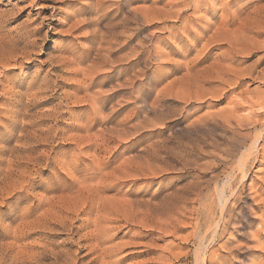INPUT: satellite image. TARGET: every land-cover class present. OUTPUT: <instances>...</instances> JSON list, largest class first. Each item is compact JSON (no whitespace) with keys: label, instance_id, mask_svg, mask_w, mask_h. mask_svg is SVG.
<instances>
[{"label":"rangeland","instance_id":"1","mask_svg":"<svg viewBox=\"0 0 264 264\" xmlns=\"http://www.w3.org/2000/svg\"><path fill=\"white\" fill-rule=\"evenodd\" d=\"M0 26L1 264L34 239L63 248L67 232L33 228L51 214L82 222L79 244L109 226L111 264H195L198 247L206 264H264V162L235 168L264 121V0H0Z\"/></svg>","mask_w":264,"mask_h":264},{"label":"bare ground","instance_id":"2","mask_svg":"<svg viewBox=\"0 0 264 264\" xmlns=\"http://www.w3.org/2000/svg\"><path fill=\"white\" fill-rule=\"evenodd\" d=\"M13 15V14H12ZM258 17V16H257ZM16 18V17H15ZM233 18V17H232ZM234 18H235V15H234ZM233 18V19H234ZM13 19V18H12ZM232 20V19H231ZM2 22V21H1ZM231 23V22H230ZM241 23V22H240ZM229 24V23H228ZM242 24H244V23H242ZM255 26H257V25H255ZM0 27H2V26H0ZM5 27V26H4ZM237 28H238V26H236ZM245 27V26H244ZM252 27V26H251ZM250 27V28H251ZM240 28V27H239ZM246 28V27H245ZM253 28V27H252ZM262 28V27H261ZM22 29V28H21ZM26 29V28H25ZM34 29H36V28H34ZM38 29V28H37ZM242 29H244V28H242ZM242 29H240V30H242ZM23 30V29H22ZM29 30V29H28ZM255 30V29H254ZM258 30H260L259 28H258ZM261 30H263V29H261ZM2 31V30H1ZM0 31V32H1ZM20 31V30H19ZM30 31V30H29ZM39 31V30H38ZM228 31V30H227ZM237 31V33H238V31L239 30H236ZM255 31H257V30H255ZM254 31V32H255ZM4 32V31H3ZM24 32V31H23ZM231 32V31H230ZM229 32V33H230ZM233 32H234V30H233ZM253 32V31H252ZM5 33V32H4ZM34 33V32H33ZM36 33V32H35ZM228 33V35L230 36L231 35V33L229 34ZM30 34H32V33H30ZM227 34V33H226ZM236 34V33H235ZM262 34V33H261ZM1 35V34H0ZM3 35V34H2ZM18 35V34H17ZM26 35H28V34H26ZM222 35V34H221ZM220 35V36H221ZM234 35V34H233ZM233 35H231V36H233ZM237 35V36H236ZM236 35H234L233 36V38L234 39H232V41H234V40H238L240 37H239V35L238 34H236ZM241 35V34H240ZM257 36V35H256ZM259 36V35H258ZM1 37V36H0ZM10 37H11V35H10ZM29 37V36H28ZM248 38L249 39V37L247 36V34H245V36H242V38ZM22 38V37H21ZM25 38V37H24ZM223 38V37H222ZM229 38V37H228ZM1 39H2V37H1ZM12 39V38H11ZM229 39H231V38H229ZM229 39H227V40H229ZM246 40V41H248L249 42V40ZM4 40V39H3ZM6 40V39H5ZM14 40H15V37H14ZM22 40V39H21ZM221 40V39H220ZM240 40V39H239ZM28 41V40H27ZM225 41H226V38H225ZM231 41V40H230ZM242 41H244V39H242ZM2 42V41H1ZM8 42V41H7ZM9 42H12V40L11 41H9ZM34 42V41H33ZM241 42V41H240ZM247 42V43H248ZM253 42V41H252ZM252 42L250 43V45L252 44ZM16 43V42H15ZM234 43V42H233ZM1 44H3V43H1ZM0 44V45H1ZM9 44V43H8ZM7 44V45H8ZM17 44V43H16ZM25 44V43H24ZM27 44V43H26ZM29 44V43H28ZM31 44V43H30ZM33 44V43H32ZM231 44H232V42H231ZM235 44H236V42H235ZM238 44V43H237ZM242 44V43H241ZM240 44V45H241ZM11 45V44H10ZM10 45H8L9 47H10ZM14 45V43L11 45V46H13ZM247 45H249V44H247ZM255 45H256V43H255ZM254 45V47H256ZM33 46V45H32ZM27 47H29L28 45H27ZM237 47H239V49H237V50H239L240 51V49H242V45H241V47L240 46H237ZM236 47V48H237ZM247 47V46H246ZM249 47V46H248ZM252 47H253V45H252ZM259 48H260V46H258ZM11 48V47H10ZM14 48H15V45H14ZM251 48V47H250ZM2 49H5V47L4 48H2ZM6 49H7V46H6ZM9 49V48H8ZM8 49L6 50V51H8ZM12 49V48H11ZM10 49V50H11ZM231 49V48H230ZM251 49H253V48H251ZM14 50V49H13ZM231 50H233V49H231ZM231 50H230V52H231ZM234 50H235V48H234ZM242 50H244V49H242ZM241 50V51H242ZM3 51H5V50H3ZM236 51V50H235ZM235 51H234V54H236L235 53ZM240 51V52H241ZM253 51V50H252ZM9 52V51H8ZM13 52V51H12ZM22 52V51H21ZM28 52V51H27ZM30 52V51H29ZM240 52H239V54H240ZM244 52H246V51H244ZM244 52H241V54L242 53H244ZM16 53V52H15ZM238 53V52H237ZM249 53V52H248ZM251 53V52H250ZM6 54V53H5ZM17 54V53H16ZM24 54V53H23ZM239 54H237V55H239ZM24 55H28V54H24ZM243 55V54H242ZM5 56V55H4ZM9 56V55H8ZM10 56H11V54H10ZM9 56V57H10ZM22 56V55H21ZM229 56H230V54H229ZM240 56V55H239ZM2 57V56H1ZM18 57H19V54H18ZM234 57V56H233ZM233 57H231L232 59H233ZM260 57V56H259ZM258 57V58H259ZM8 58V57H7ZM13 58V57H12ZM236 58V57H235ZM239 58V57H238ZM257 58V59H258ZM6 59V58H5ZM230 59V58H229ZM241 60H244V59H242V58H240ZM14 60V59H13ZM5 61V60H4ZM232 61H234V60H232ZM242 62V61H241ZM255 62H257V61H255ZM2 64V63H1ZM2 66H4V65H2ZM7 71V70H6ZM218 71V70H217ZM246 71V70H245ZM223 72V71H222ZM226 72H228V71H226ZM242 72V71H241ZM260 72V71H259ZM234 73V74H233ZM232 74L233 75H235L236 76V74H235V72H233ZM248 73V71H246V74ZM258 73V72H257ZM223 74H224V72H223ZM238 74V73H237ZM245 74V73H244ZM244 74H242V75H244ZM230 75V74H229ZM248 75V74H247ZM258 75H259V73H258ZM240 76V75H239ZM261 76V75H260ZM262 76H264V75H262ZM241 77V76H240ZM256 78V77H255ZM254 78V79H255ZM258 78V77H257ZM238 79V78H237ZM259 79H260V77H259ZM235 80V79H234ZM239 80V79H238ZM264 80V79H263ZM235 82H237L236 80H235ZM234 82V83H235ZM241 82V81H240ZM242 83V82H241ZM240 83V84H241ZM263 83V82H262ZM39 84V83H38ZM39 86V85H38ZM41 86V85H40ZM43 87V86H42ZM77 87H79V86H77ZM82 87V86H81ZM38 88V87H37ZM45 89V88H44ZM27 91V90H26ZM37 91V90H36ZM32 93V92H31ZM40 93V92H39ZM37 94V93H36ZM19 95V94H18ZM29 95V94H28ZM106 95V94H105ZM30 96V95H29ZM28 96V97H29ZM110 96V95H109ZM109 96H106V97H98L97 99H98V101H100V102H107L106 100H110L111 98L109 97ZM202 96H204V95H202ZM34 97H35V95H34ZM37 97V96H36ZM35 97V98H36ZM1 98V97H0ZM21 98V97H20ZM25 98H26V96H25ZM33 97H31V99H32ZM30 99V98H29ZM82 99V98H81ZM235 99V98H234ZM26 100H28V99H26ZM46 101V100H45ZM79 101V100H78ZM81 101V100H80ZM252 101V100H251ZM29 102V101H28ZM86 102V101H85ZM15 103V102H14ZM17 103V102H16ZM15 103V104H16ZM25 103V102H24ZM81 103V102H80ZM250 103V102H249ZM248 103V104H249ZM83 105V104H82ZM234 105H236V104H234ZM238 105V104H237ZM252 105L254 106V105H256V106H258V108L260 109V110H263L264 109V96H259L258 98H257V100L255 101V102H253L252 103ZM240 106V105H239ZM22 107V106H21ZM238 107V106H237ZM11 109V108H10ZM10 109H8V110H10ZM20 110V109H19ZM18 113H20V112H18ZM113 114V113H112ZM44 115V114H43ZM261 115V114H260ZM233 121V120H232ZM14 123V122H13ZM25 125V124H24ZM103 136V135H102ZM99 138H100V136H99ZM263 138H264V121L262 122V124L259 126V128H257V130H255V133H254V135H253V137H252V139H251V141H250V143L248 144V145H246L245 146V148L241 151V154L239 153V157L237 158V160H235L236 162H235V168L240 172V174H241V181L243 180V179H245L246 177H247V174H248V170H249V165H250V163L252 162V163H254L255 161H259L261 164H262V162H264V161H261V160H258V157L259 156H261V157H264V146H259V144H260V142L263 140ZM46 164V163H45ZM97 165V164H96ZM252 165V164H251ZM52 167H53V165H52ZM228 169V168H227ZM235 169V170H236ZM10 172H13V171H10ZM8 173V175H9V170H8V172L6 171V174ZM8 175H6V176H8ZM227 175V174H226ZM10 176L11 175H9V178H10ZM6 179H7V177H6ZM232 179V178H231ZM230 179V180H231ZM72 181V180H71ZM70 181V182H71ZM215 182V181H214ZM229 183H230V181H229V179H226L224 182H223V185L221 186V187H219V188H216V192L215 193H217V203H218V206H219V208L218 209H220V211H221V213H222V211H224L223 209L226 207V205L228 204V200H229V198L230 197H228L225 193H224V189L229 185ZM71 184H73V183H71ZM75 184V183H74ZM73 184V185H74ZM243 184V183H242ZM77 185V184H76ZM94 186V185H93ZM236 186V185H235ZM13 187V186H12ZM23 187V186H22ZM22 187H20V189L22 188ZM67 187V186H66ZM72 187H74V186H72ZM79 187V186H78ZM81 187H85V186H81ZM98 187V186H97ZM218 187V186H217ZM10 188V187H9ZM103 188V187H102ZM12 189V188H11ZM16 189V188H15ZM22 189H24V188H22ZM80 190H82V188H79ZM95 189V188H94ZM106 189H108V188H106ZM76 190V189H75ZM228 190H230V189H228ZM231 190H233V188L231 189ZM237 190V189H236ZM235 190V191H236ZM103 191V190H102ZM227 191V190H226ZM12 192V191H11ZM23 192H25V189H24V191ZM26 192H27V190H26ZM81 192V191H80ZM91 192V191H90ZM85 193V192H84ZM95 193V192H94ZM99 193V192H98ZM232 193V192H231ZM230 193V194H231ZM97 194V193H96ZM235 195V194H234ZM25 196H27V195H25ZM25 196H23V197H25ZM80 196V195H79ZM83 196V195H82ZM92 196V195H91ZM94 196V195H93ZM233 196V195H232ZM22 197V198H23ZM89 197V196H88ZM21 198V199H22ZM27 198V197H26ZM83 198H84V196H83ZM62 199V198H61ZM72 199V198H71ZM82 199V198H81ZM95 199V198H94ZM94 199H93V201H94ZM51 200V199H50ZM50 200H48V201H50ZM73 200V199H72ZM87 200V199H86ZM22 201V200H21ZM59 201H61V200H59ZM69 201V200H68ZM82 201H83V199H82ZM70 203H71V201H69ZM73 202V201H72ZM76 202V201H75ZM74 202V207L76 206V203ZM88 202H91V200L90 201H88ZM101 202V201H100ZM99 202V203H100ZM39 203H41V202H38V204ZM44 203V202H43ZM66 203V202H65ZM86 203V202H85ZM85 203H81V204H85ZM98 203V202H97ZM98 203V204H99ZM104 203H106V202H104ZM5 204V203H4ZM26 204V203H25ZM28 204V203H27ZM30 204V203H29ZM47 204H50V203H47ZM57 204V203H56ZM90 204V203H89ZM94 204V203H93ZM101 204V203H100ZM8 205V204H7ZM10 205V204H9ZM8 205V206H9ZM35 205V204H34ZM41 205V204H40ZM63 205H64V203H63ZM63 205H61L62 207H63ZM68 205V204H67ZM113 205V204H112ZM216 205V204H215ZM4 206V205H3ZM12 206V205H11ZM38 207H39V205H37ZM36 206V207H37ZM43 206H46L47 207V205L45 204H43ZM50 206H51V204H50ZM53 206V205H52ZM51 206V207H52ZM56 206V205H55ZM54 206V207H55ZM69 206V205H68ZM93 206V205H92ZM98 206V205H97ZM111 206V205H110ZM32 207V206H31ZM30 207V208H31ZM69 207H71V206H69ZM88 207H90V206H88ZM94 207H96V206H94ZM99 207H102V206H99ZM109 207V206H108ZM113 207H114V205H113ZM217 207V206H216ZM3 208V207H2ZM16 208V207H15ZM59 208H61L60 206H59ZM63 208H65V207H63ZM67 208V207H66ZM73 208V207H72ZM93 208V207H92ZM98 208V207H97ZM6 209V208H5ZM24 208H22V210H23ZM35 209V208H34ZM38 209V208H37ZM54 209V208H53ZM77 209V208H76ZM91 209V208H90ZM116 209V208H115ZM130 209H132V208H130ZM129 209V214H130V211H132V210H130ZM9 210V209H8ZM17 210V209H16ZM31 210V209H30ZM33 210V209H32ZM51 210V209H50ZM69 210H71V209H69ZM74 210H75V208H74ZM93 210V209H92ZM102 210V209H101ZM147 210V209H146ZM27 211V210H26ZM26 211H25V214H26ZM34 211H37V210H34ZM42 211H44V210H42ZM42 211H41V213L40 214H43L42 213ZM45 211H46V209H45ZM44 211V212H45ZM55 211H56V209H55ZM72 211V210H71ZM76 211V210H75ZM78 211H80V210H78ZM94 211H95V209H94ZM122 212H123V210H121ZM121 211H120V214H121ZM149 211V210H148ZM147 211V212H148ZM219 211V210H218ZM29 211H27V213H28ZM47 212V211H46ZM59 212V211H58ZM65 212H68L67 210L65 211ZM98 212V211H97ZM113 212V211H112ZM134 212V211H133ZM146 212V211H145ZM9 213V212H8ZM13 213V212H12ZM21 213H23V212H21ZM54 213V212H53ZM75 212H73L72 211V215L74 214ZM78 213V212H77ZM92 213V212H91ZM118 212H116V214H117ZM124 213V212H123ZM135 213H136V211H135ZM135 213H134V216H135ZM1 214V213H0ZM24 214V215H25ZM29 214V213H28ZM32 214V213H31ZM34 214H35V212H34ZM48 214V213H47ZM51 214V213H50ZM54 214H56V213H54ZM53 214V216H55ZM61 214V213H60ZM87 214H89V213H87ZM96 214V213H95ZM98 214V213H97ZM128 214V215H129ZM145 214V213H144ZM21 215H23V214H21ZM52 215V214H51ZM51 215H49V216H51ZM67 215V214H66ZM100 215V214H99ZM119 215V214H118ZM123 215V214H122ZM121 215V216H122ZM124 215H126L125 213H124ZM124 215H123V219L122 220H124ZM146 215V214H145ZM220 215V214H219ZM6 216V215H5ZM29 215H27V217H28ZM46 216V215H45ZM48 216V217H49ZM59 216V215H58ZM87 216V215H86ZM90 216V215H89ZM133 216V217H134ZM143 216V215H142ZM218 216V215H217ZM27 217H26V219H27ZM36 217V216H35ZM42 216L40 215V218H41ZM46 217L47 219L46 220H48V219H50V220H48V221H45V227H44V224H43V226H42V224H40L39 226L37 225V226H34L33 228H35V229H38L39 227L40 228H49L50 230L51 229H53V228H56V229H60L61 231H65V232H67L66 234L68 235V237L67 238H63V242H62V244L61 245H63V248H60L59 250H57V251H55V252H53V250L51 249V248H49L48 246H47V244H43V245H40L38 242H36V240H38V239H34V242L33 243H36L33 247L31 246L30 248H31V252L29 251V252H27V253H22V254H24L23 255V257L21 258V261L19 260V259H11L12 260V262H9V264L11 263V264H36V262L37 261H39V259H41V258H44V257H46V256H49V257H51V258H53L54 259V263L55 264H87V263H92V262H95V261H97L98 259L99 260H101L100 262H101V264H111L112 262H109V261H105L103 258H105V257H108L109 255H107L108 254V252H111V250H109V251H105V249L104 248H101V243L103 242V240H105L104 239V237H105V233H107L106 231L107 230H109L108 228H109V226L107 227V225H104V226H100V227H98V219L94 222V229L92 230V231H90L91 233V236L89 237V238H87V239H84V241H83V243L82 244H79V242L80 241H74V240H72V236H70V234H72L73 235V233H75L79 228L81 229V227H82V222L80 223V224H78V225H74V221H73V219H71V217L73 218V216H71L70 218H68V220L69 221H66V220H64L65 218L64 217H62V218H60V219H55L54 217ZM56 217V216H55ZM75 217V216H74ZM88 217V216H87ZM100 217H102V215H100ZM107 217V216H106ZM120 217V216H119ZM127 217V216H126ZM23 218H25V217H23ZM37 218V217H36ZM39 218V219H40ZM79 218V217H78ZM116 218V217H115ZM122 218V217H121ZM130 218V217H129ZM220 218H221V216H220ZM220 218H219V220H215L214 222H212L213 224H212V226H211V231H212V235H211V233H210V235L212 236V239H214L215 238V236H216V234H218L217 233V231H218V228H219V223H221L220 222ZM44 220H45V218H43ZM88 219V218H87ZM112 219V218H111ZM114 219V218H113ZM120 219V218H119ZM125 219H127V218H125ZM135 219H136V217H135ZM36 220V219H35ZM38 220V219H37ZM41 220H42V218H41ZM109 220V219H108ZM121 220V221H122ZM128 220V219H127ZM124 220L123 222L125 223V224H128V222L130 221L131 222V220ZM137 220V219H136ZM77 222L79 221L78 219L76 220ZM133 221V220H132ZM31 222H32V220H31ZM34 222V221H33ZM37 222V221H36ZM35 222V223H36ZM38 222L40 223V221L38 220ZM37 222V223H38ZM76 222V223H77ZM90 222V221H89ZM27 223V222H26ZM35 223H31V224H35ZM38 223V224H39ZM43 223H44V221H43ZM84 223H85V221H84ZM132 223V222H131ZM134 223V222H133ZM29 224V223H28ZM32 225V226H33ZM85 225H88V224H86L85 223ZM52 226V227H51ZM24 227H26L27 228V230L25 231V234L27 233V232H29V230H31L32 228L30 227V225H26L25 224V226ZM23 227V228H24ZM23 228H21V230L23 229ZM48 229V230H49ZM79 229V230H80ZM111 229V228H110ZM20 230V229H19ZM25 230V229H24ZM78 230V231H79ZM14 231V230H13ZM17 231V230H16ZM32 231V230H31ZM37 231V230H36ZM23 232V231H22ZM34 232V231H33ZM209 232H210V230H209ZM2 233V232H1ZM7 233V232H6ZM9 233H10V231H9ZM12 233V232H11ZM14 233V232H13ZM21 233V232H20ZM20 233L18 234V235H20ZM39 233H40V231H39ZM43 233V232H42ZM50 233H51V231H50ZM58 233V232H57ZM63 233V232H62ZM78 233V232H77ZM28 234V233H27ZM31 234H33V233H31ZM36 234V233H35ZM37 234H38V231H37ZM59 234V233H58ZM61 234V233H60ZM5 235V234H4ZM11 235V234H10ZM17 235V236H18ZM46 235V234H45ZM6 236V235H5ZM8 236V235H7ZM14 236H15V233H14ZM13 236V237H14ZM21 236H22V233H21ZM51 236V235H50ZM54 236H55V234H54ZM66 236V235H65ZM9 237V236H8ZM12 237V236H11ZM29 237V236H28ZM43 237V236H42ZM45 237V236H44ZM43 237V238H44ZM47 237V236H46ZM52 237V236H51ZM21 238V237H20ZM49 238V237H48ZM79 238V237H78ZM52 239V238H51ZM202 239V238H201ZM49 240V239H48ZM91 240H95L94 242V244L93 245H90L89 244V241H91ZM39 241H41V240H39ZM49 241H52V240H49ZM82 241V240H81ZM208 241V240H207ZM211 241V240H210ZM44 242H46V241H44ZM43 242V243H44ZM48 242V241H47ZM49 243H52V242H48V244ZM53 244V243H52ZM51 244V245H52ZM69 244V245H68ZM50 245V244H49ZM71 245H73V246H75L74 247V250L72 249V247L73 246H71ZM78 245V246H77ZM6 246H9V245H6ZM204 246V245H203ZM12 247H13V243H12ZM25 247V246H24ZM0 249H2V248H0ZM5 249H6V247H5ZM13 249V248H12ZM27 249V248H26ZM9 250V249H8ZM7 250V251H8ZM24 250H25V248H24ZM83 250H85L86 252H84L83 254H81V252L83 251ZM6 251V252H7ZM9 251H11V250H9ZM205 248L203 247H198L197 249H196V251H195V264H206V262H207V256H206V254H205ZM2 253V252H1ZM94 253H97L94 257H92V258H89V259H86V257L88 256V255H90V254H94ZM107 253V254H106ZM8 254V253H7ZM81 254V255H80ZM19 257V256H18ZM0 258H1V256H0ZM6 259V258H5ZM1 260V259H0ZM4 260V259H3ZM9 260V259H8ZM15 260H18L19 262H17V263H15L16 261ZM163 260V259H162ZM7 261V260H6ZM15 261V262H14ZM3 262V261H2ZM1 262V263H2ZM0 263V264H1ZM7 264H8V262H7ZM247 264V263H246Z\"/></svg>","mask_w":264,"mask_h":264}]
</instances>
